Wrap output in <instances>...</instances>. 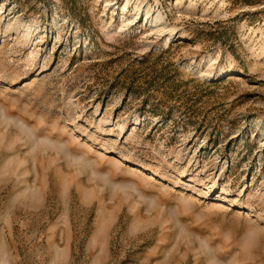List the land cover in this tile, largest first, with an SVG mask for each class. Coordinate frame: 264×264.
Here are the masks:
<instances>
[{
	"label": "rangeland",
	"instance_id": "374dc122",
	"mask_svg": "<svg viewBox=\"0 0 264 264\" xmlns=\"http://www.w3.org/2000/svg\"><path fill=\"white\" fill-rule=\"evenodd\" d=\"M0 264H264V0H0Z\"/></svg>",
	"mask_w": 264,
	"mask_h": 264
},
{
	"label": "bare ground",
	"instance_id": "6f19581e",
	"mask_svg": "<svg viewBox=\"0 0 264 264\" xmlns=\"http://www.w3.org/2000/svg\"><path fill=\"white\" fill-rule=\"evenodd\" d=\"M160 20H162V18H161ZM160 20H159V21H160ZM162 21H163V20H162Z\"/></svg>",
	"mask_w": 264,
	"mask_h": 264
}]
</instances>
